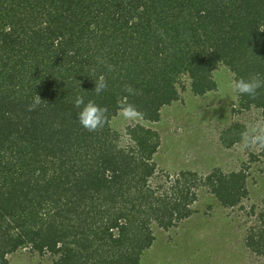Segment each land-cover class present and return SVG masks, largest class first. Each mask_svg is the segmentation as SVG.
I'll return each instance as SVG.
<instances>
[{
  "label": "trees",
  "instance_id": "obj_1",
  "mask_svg": "<svg viewBox=\"0 0 264 264\" xmlns=\"http://www.w3.org/2000/svg\"><path fill=\"white\" fill-rule=\"evenodd\" d=\"M221 64L236 81L264 79V0H0V264L24 247L59 255L54 264H138L151 223L168 229L191 215L199 184L239 204L242 169L184 172L172 194H156L159 132L128 125L135 144L121 148L111 126L125 103L159 121L182 76L203 95ZM77 96L107 109L102 127L80 124ZM240 102L264 110V87ZM225 133L229 147L242 138ZM259 219L246 242L264 256V205Z\"/></svg>",
  "mask_w": 264,
  "mask_h": 264
},
{
  "label": "rangeland",
  "instance_id": "obj_2",
  "mask_svg": "<svg viewBox=\"0 0 264 264\" xmlns=\"http://www.w3.org/2000/svg\"><path fill=\"white\" fill-rule=\"evenodd\" d=\"M235 78V73L221 64L213 72L216 88L199 95L192 91L191 79L182 76L176 84L179 98L161 109L159 121H146L136 112L125 118L122 110L112 118L121 148L135 144L127 133L128 125L142 123L159 132L161 144L153 157L156 171L148 182L156 194H172L171 187L184 172L189 179L191 172L201 179L216 168L225 172L242 169L247 175L248 194L235 206H223L206 185L199 184L194 188L197 199L191 205V215L168 229L153 221L154 241L138 264H264V256L246 242L261 224L264 147L259 143L246 145L242 138L229 147L230 137L225 133L232 127L242 136L249 126L264 129V110L240 109V94L231 89ZM8 257L9 264H54L59 255L24 247Z\"/></svg>",
  "mask_w": 264,
  "mask_h": 264
},
{
  "label": "clouds",
  "instance_id": "obj_3",
  "mask_svg": "<svg viewBox=\"0 0 264 264\" xmlns=\"http://www.w3.org/2000/svg\"><path fill=\"white\" fill-rule=\"evenodd\" d=\"M264 87V79H260L258 76H253L249 80L240 79L238 81L231 82V89L238 94H247L249 96H255L257 94V89ZM107 88V82L105 77L101 75L98 80L95 81V93L97 95L101 94ZM127 91L132 92L129 88ZM41 103V97L37 95L34 98V104L32 107L39 105ZM75 106L80 109L78 112L80 124L88 129L89 131H94L99 127H102L106 122L107 109L100 107L93 101H88L85 103V98L83 96H77L75 101ZM122 115L127 118L134 114V108L130 104H122ZM249 131L244 133L242 136L243 142L246 145H255L257 143L264 145V129H261L259 125L249 126ZM260 134H257V133Z\"/></svg>",
  "mask_w": 264,
  "mask_h": 264
}]
</instances>
